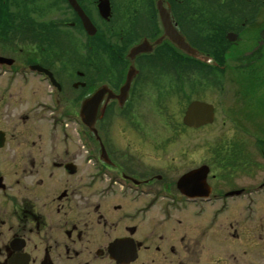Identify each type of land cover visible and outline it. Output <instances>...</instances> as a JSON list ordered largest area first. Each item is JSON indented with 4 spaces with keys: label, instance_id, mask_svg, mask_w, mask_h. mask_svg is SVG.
Here are the masks:
<instances>
[{
    "label": "flooded vegetation",
    "instance_id": "1",
    "mask_svg": "<svg viewBox=\"0 0 264 264\" xmlns=\"http://www.w3.org/2000/svg\"><path fill=\"white\" fill-rule=\"evenodd\" d=\"M15 1L0 0V21L7 2ZM29 6L40 11L35 19L51 17L49 23L26 30L24 20L19 30L0 28V264H164L162 250L174 264H197L199 244L189 247L186 219L189 212L199 216L208 203L214 214L240 213V221L224 228L229 238L218 233L224 242L213 247L214 260L264 264V222L253 223L264 201V176L239 185L231 179L225 189L207 186L208 199L197 191L190 199L178 183L195 169L174 184L150 175L161 158L164 169L181 166L191 149L188 142L171 140L172 126L167 132L160 128L167 142L156 140V107L178 104L182 115L174 131L184 138L211 126L212 104V123H183L190 103L204 102L200 71L240 67L249 74L256 68L264 0H33ZM162 17L198 57L166 35ZM255 32L261 38L249 46L245 37ZM224 42L230 67L210 54ZM139 46L143 51L131 54ZM229 84L237 132V114L244 118L245 109L234 93L238 82L232 77ZM97 93L94 124L87 128L80 121L82 104ZM250 97L239 100L250 106ZM241 119L247 134L233 137L230 155H238L237 146L242 156L229 162L241 161L252 178L264 171V134L249 127L248 117ZM99 122L103 141L95 131ZM117 122L127 129L120 128L113 142L109 126ZM238 241L244 250L236 255Z\"/></svg>",
    "mask_w": 264,
    "mask_h": 264
},
{
    "label": "rangeland",
    "instance_id": "2",
    "mask_svg": "<svg viewBox=\"0 0 264 264\" xmlns=\"http://www.w3.org/2000/svg\"><path fill=\"white\" fill-rule=\"evenodd\" d=\"M16 1L18 3H16ZM15 2H7V5L3 4L5 6V9H3V15L5 17L2 18V21H0V28H2L4 31L9 30H19V26L21 23L25 20V28L26 30H30L34 26H37L38 23L40 26L43 27V24L46 23V25L49 23V19L51 17H41L39 20L35 19L34 16L38 15L40 11L34 7L30 9L27 7L28 5H31L33 0H16ZM52 4L45 5L44 8H51ZM29 11V13H28ZM24 15V19L21 20V16ZM28 13V15H27ZM201 21L205 22L206 20L200 19ZM52 22V20H51ZM210 21L206 22V26H208ZM32 28H29L31 27ZM39 28V25H38ZM264 36V35H263ZM261 38V37H260ZM256 32L254 35H247L245 37V41L249 43V46L254 44L256 39ZM4 40L3 38H0V40ZM29 41H32L35 45L34 38H28ZM84 41V39H83ZM10 43V42H9ZM22 44V43H19ZM0 45H4L3 43H0ZM31 45V44H29ZM44 46H51V43L49 41H46V43L43 44ZM263 49H262V57L260 58L259 62L255 65V69L247 74L246 68H240L238 70H230L227 69L225 71H208L203 69L200 71V82L198 84L200 89V99L204 101V103H210L216 107V120L214 123L209 126L208 128L202 129L197 132H189L187 134V137H182V132L174 131L176 130L175 123L179 122L180 117L182 115V112H178V104L173 103V105L168 106L170 102H162L159 103V106L156 107V113H155V121H156V140L167 142L169 139L161 136L160 134L163 132L160 128H165L167 132L168 129H171L170 126H172V129L170 132V138L171 140L177 139L178 142H188L190 149V155L188 160H183L184 163L180 165H176V163H173L172 171L169 169L162 168V165H158L161 163V159L157 160L156 165H153V167L150 169V175H157L160 177H164L165 180L169 181V184H174L178 177L183 175L184 173L191 171L193 169L197 170L202 167L208 168V173L205 177V183L210 188H220L225 189L226 187L231 185V179L234 180L235 183L243 184L248 183L254 180H258L259 178L264 176V171L262 173H255L258 176H252L247 173L246 171V165L242 164L241 161L233 163V166L230 165L231 159H234V157H241L240 149L236 146L234 150L238 155L231 156L232 153V147L231 144L233 143V137L236 135L239 138H244V134H247L242 130H245V123L242 124L238 119L240 118V114H237V124L239 130L237 132L234 131L233 123L230 119V117L233 118L232 115V104L234 101V96H232V87L229 84V79L234 77L236 82L238 84L234 87V93L238 94V106L245 109V112H243V117L241 120L246 122V119L252 120V124L249 125L250 128L255 130V133L262 132L264 134V41L261 43ZM216 47V46H215ZM227 43H221L219 47H216L215 49L210 48V53L212 56H215L217 59L224 60V63L231 62L232 59L230 58V54L226 53ZM8 49V48H7ZM7 49H3V53H6ZM219 53H216L218 51ZM231 63H226L225 66H231ZM80 71H83L81 69ZM216 82V83H215ZM193 83L190 82V84ZM0 87H2V83L0 82ZM219 87L222 91H220ZM14 93V92H12ZM191 93V92H190ZM219 94V96H218ZM248 94L252 97H250L251 104L250 106L245 103L244 101H241L239 99L243 98V95ZM220 95L224 98L220 99ZM7 99V97H6ZM158 103V101H157ZM177 104V108H176ZM251 107L252 111L250 109L245 108V106ZM247 113V114H246ZM246 114V115H245ZM124 118V115H123ZM240 121V122H239ZM164 122V123H163ZM117 122L115 126H109V135L111 137L110 140L113 142H117L118 140V130L121 128L126 133V127L123 125L121 127L117 128ZM99 124H97L96 133L101 141H103V134L101 133V130L99 128ZM173 124V125H172ZM74 126H72V130H74ZM95 129V128H94ZM178 129V128H177ZM73 132V131H72ZM178 132V133H177ZM73 136L75 134L72 133ZM181 135V137H179ZM176 136V137H174ZM76 137V136H75ZM129 138V137H128ZM180 138V139H179ZM247 138V137H245ZM77 139V138H76ZM120 140V139H119ZM132 139H126L125 142H131ZM134 140H139L138 137H135ZM78 141V140H77ZM229 157V158H228ZM238 158V160H239ZM230 159V162H229ZM153 161V160H152ZM165 164V162H163ZM152 164V163H151ZM178 167V168H177ZM212 177H215L216 179H212ZM224 179V180H222ZM224 181V182H221ZM226 180V182H225ZM174 182V183H173ZM260 201V208L256 209V212L254 214V222L263 221L264 222V209L261 208V206H264L263 199L261 198ZM207 203V202H206ZM213 204L208 203L204 206L205 210L200 213V217L197 216V214H192V212H189L187 215V222H188V241L189 247L192 248L193 245L199 244L196 248V252L200 253V262L197 264H235V261L227 260L225 263H218L214 260V246L218 248V242H224L221 241V238H229L227 235V230L224 228L227 227V225L231 221H240L237 220L240 217V213H232L225 212L223 214H214L213 211ZM242 215V213H241ZM244 215V213H243ZM242 215V217H244ZM238 229V227H237ZM244 229H239L238 233L243 232ZM219 232L222 233V237L218 234ZM232 231H230L231 233ZM159 243V242H158ZM230 244L231 242L228 241ZM244 244V241H238L234 245V248L236 249L237 254L239 255L242 253L244 248L242 245ZM162 245V244H158ZM178 250V248H177ZM165 254V259H163L164 264H174L175 258H171L168 256L166 252L163 250L161 251V254ZM228 254L229 251H226ZM159 256V254H158ZM194 262V261H193ZM223 262V261H222ZM260 263V262H259ZM156 264H163L161 261H157ZM188 264H191L188 263ZM240 264V263H238Z\"/></svg>",
    "mask_w": 264,
    "mask_h": 264
},
{
    "label": "water",
    "instance_id": "3",
    "mask_svg": "<svg viewBox=\"0 0 264 264\" xmlns=\"http://www.w3.org/2000/svg\"><path fill=\"white\" fill-rule=\"evenodd\" d=\"M162 19L164 21V28H165L166 35L168 37H171V40L180 49L184 50L185 52H187L188 54L192 56L198 57V54L194 50L190 49L186 44L182 42V40L179 38L177 34L172 32V29H170L171 27L167 19H165L164 17H162ZM84 25L88 29V26L90 24H88L87 22H84ZM90 29H91V26H90ZM92 30L94 29L92 28ZM170 32L172 33V35L170 34ZM141 48L142 47L139 46L133 49L131 51V54H137L139 52H142L143 50ZM200 59L205 62L208 61V59L205 57L200 56ZM100 95L101 93H97L92 98L84 101L82 104L80 118L83 124L87 128H91V126L94 124L96 107L99 103ZM212 121H213V107L206 103H200V102L190 103L185 113V116L183 118V123L190 128H198L200 126L210 124L212 123ZM206 174H207L206 167H202L197 170L191 171L179 181L178 187L180 189H182V187H185V189L187 188L189 190L190 197H194V196L197 197L194 191L200 192V197L207 196L208 187L205 183Z\"/></svg>",
    "mask_w": 264,
    "mask_h": 264
}]
</instances>
